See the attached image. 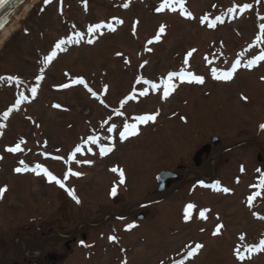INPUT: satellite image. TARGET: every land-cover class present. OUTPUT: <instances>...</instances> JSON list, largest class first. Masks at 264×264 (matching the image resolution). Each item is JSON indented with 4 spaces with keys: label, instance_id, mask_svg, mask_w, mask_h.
<instances>
[{
    "label": "rangeland",
    "instance_id": "rangeland-1",
    "mask_svg": "<svg viewBox=\"0 0 264 264\" xmlns=\"http://www.w3.org/2000/svg\"><path fill=\"white\" fill-rule=\"evenodd\" d=\"M162 2L52 0L45 4L38 0L2 41L0 77L12 75L32 82L27 88L24 84L22 92L13 88L15 83L0 79V123L6 125L0 131V187L7 188L0 200L1 233H7L10 224L15 231L24 232L30 227L27 219L45 215L66 241L74 233L84 234L87 247H73L74 252L62 264H178L181 260L183 264H264V251H247L264 240V220L257 218L264 217V200L253 204V212L241 204L250 191L260 190L259 186L250 190V186L255 168L264 166V134H258L264 121V61L251 68L241 66L230 81L212 76L213 68L229 71L237 59L243 65L264 50V42L256 41L259 24L264 23L259 19L264 17V0H186L185 8L194 19H186L179 10L157 12ZM124 3L129 6L124 8ZM244 4L252 7L241 13ZM231 8L236 11L229 13ZM205 15L209 19L220 16L224 22L209 28L201 23ZM107 19H112L114 32L93 36L92 44H72L74 48L64 49L45 64L44 57L50 55L55 42L71 39L76 28L85 33ZM117 19L123 23L116 24ZM161 25L165 32L160 41L148 44ZM192 49L196 51L189 58L187 71L202 76L204 83L174 79V94L161 102L168 74L185 67L184 59ZM41 73L44 79L32 98L30 89ZM138 77L159 87L153 90L136 84ZM76 78H83L101 99L83 85L60 87ZM144 88L148 95L139 96ZM134 90L135 98L119 112L121 101ZM21 93L28 99L16 110L15 101ZM9 108L14 110L4 121L3 112ZM155 110L161 114L157 123H146L142 135L128 144L103 142V137L115 134L113 125ZM131 121L136 123L133 118ZM93 131L95 144L88 142ZM212 137L221 142L218 147L214 144L211 157L197 168L195 153L201 146L213 145ZM21 138L26 141L21 145L23 151L13 154L2 149L4 145L14 147ZM234 145L223 156L218 151ZM78 146L81 152L69 161ZM100 146L112 149L104 154L109 156L102 158ZM21 160L30 168L43 165L58 179L66 177L69 170L80 173L62 180L68 181L66 188L74 189L81 206L43 175L31 171L15 174ZM113 164L123 168L127 186L117 191L120 196L112 202L108 189L117 182L112 184L115 177L107 167ZM244 165L247 173L241 176L238 167ZM163 171L176 176L164 190L156 181ZM221 181L230 188L229 193L213 189L212 185ZM44 195L52 202L48 209ZM60 196L66 220L53 214L59 205L55 197ZM140 203H150L143 210V221L137 218ZM189 203L195 208L191 219L185 220ZM202 210H208L206 219L199 217ZM218 224L224 227L214 236ZM129 225L136 226L129 230ZM110 234L116 240H111ZM196 243L204 247L188 257L187 246ZM237 248L243 260L235 257Z\"/></svg>",
    "mask_w": 264,
    "mask_h": 264
},
{
    "label": "snow or ice",
    "instance_id": "snow-or-ice-1",
    "mask_svg": "<svg viewBox=\"0 0 264 264\" xmlns=\"http://www.w3.org/2000/svg\"><path fill=\"white\" fill-rule=\"evenodd\" d=\"M8 2V0H0V7H3L4 4H6ZM45 4H49L52 2V0H44ZM185 3L186 0H163V2L161 4H159V6L156 8L157 12H163L166 9L172 12H176L179 10L180 14L182 16H184L186 19H194V17L192 16L191 12L187 11V9L185 8ZM129 6L128 3H124L123 7L127 8ZM178 6V7H177ZM252 6L250 4H244L241 8H240V12L243 13L247 10H249ZM229 13H234L236 11V8H231L228 10ZM260 20L264 21V17H260ZM223 19L220 16H217L215 19H209L208 15H205L201 18V23L202 24H207V27L209 28H214L216 27V25L218 23H223ZM116 24H122L123 21L122 20H115ZM136 23H134L133 25V35H135V26ZM102 28H107L108 31L110 32H114L116 29L113 27L112 23H98L95 24L94 26H91L88 28V33L91 34H95L97 32H99L100 29ZM165 32V26L161 25L158 32L156 33L155 37L151 40H149L147 43L148 44H152L154 42H159L161 35L164 34ZM83 39V35L80 33H77L76 36L73 39H69V40H65V39H61L56 45H55V49L51 52L50 55H47L44 57V62L45 64L50 63L56 56H57V50H63V46L73 43V42H79L80 40ZM256 41L257 43L260 42H264V23H260L259 24V35L256 37ZM88 44H92L94 43L93 39H88L87 40ZM150 50V49H149ZM195 49H192L190 51L187 52L186 57L184 59V65L185 67L181 68V70L179 72H170L167 76V79L164 81L163 84V99H167L172 92L175 91L177 84L173 83L174 79H179V81L181 83H195V84H203L204 83V78L202 76H198L195 75L191 72L187 71V65L189 64V58L192 57L193 53L195 52ZM117 55H120L119 53ZM264 61V50H261L260 54L255 56L253 59L248 60L246 63H244L243 65L241 64V60L237 59L235 61V63L232 64L231 69L229 71H218L216 68L212 69V76L213 78H215L216 80H222V81H230L234 74L236 73L237 69L240 68L241 66L245 67V68H251L254 67L255 65H257L259 62ZM127 63V61H125ZM0 79H5L0 77ZM7 80H14V77H7ZM44 79L43 73H41L40 75H38L36 77V86L31 87L30 92H31V96L32 98H35L38 92V88L40 85V82ZM22 83V81L16 79V84L20 85ZM144 84V85H148L149 87H151L153 90L157 89L159 87V85L152 83L149 80L144 79L143 77H138L136 80V84ZM73 85H83L88 92L91 93V95L97 99H101L99 96H97V93L94 92L92 90L91 87L88 86V84L86 83V81L83 78H76V79H72L70 81V83H65L63 85H61L60 87L63 89H68L70 87H72ZM103 91L105 93H107L108 88L107 85L104 86ZM137 95V93L135 92V90L133 91V94L127 96L124 100L121 101V107H123V105L127 104L128 101H131L135 98V96ZM139 96H147L148 95V88H144L142 91H140L138 93ZM243 99H246L244 97H242ZM28 98L21 93L19 98L16 99L15 101V109L18 110L20 105L27 100ZM101 103H103V100H101ZM107 106V105H105ZM54 107L56 108H60V105H54ZM13 108H9L7 111L3 112V116L2 119L4 121H7L9 119V116L11 115V113L13 112ZM118 115H120L121 113L117 112ZM159 115V112L157 111L155 114H145V115H140L135 117L136 123H125L123 126V131L120 132V139L126 140L131 136H135L138 135V124H146L148 122H154L156 120V117ZM6 125L3 123H0V129H3ZM261 128L264 129V125H261ZM109 131H112V129L110 128ZM0 135H2V133H0ZM88 142L95 144L97 142V137H89L88 138ZM26 141L21 138L19 140V142H17L15 144L14 147H8L6 148V151L9 153H18L23 151V149L21 148L22 144H25ZM46 146V144H45ZM112 149L110 148H102L101 149V155L106 154L107 152L111 151ZM81 152V147H76L75 151L68 157L69 161L73 160L76 156L77 153ZM41 155H47L44 153H41ZM54 159H60V157H53ZM3 157L0 156V160H2ZM91 163V162H89ZM20 166L15 168V172L16 173H22V172H34L36 175H43L47 178L48 182H54L55 184H57L59 187L65 189V191L68 192V195L71 196V198L73 200H75L77 203H79L80 201L78 200V198L76 197L75 191L74 189H70V188H66L65 187V183L62 179H58L52 172H50L46 167H44L43 165L37 163L34 167H29L27 164L24 163L23 160L19 161ZM110 171H112L113 173H117L119 175V183L123 184L125 182V176H124V171L122 169H119L118 167H113L112 169H110ZM243 171V169H242ZM80 173L77 172H72L71 170H69L66 174L65 179L67 178V176H79ZM207 187V185H202ZM213 189L217 192H223V193H229L230 189L228 188H222L219 184V182H217L215 185H212ZM259 187L261 189H264V176L261 177L260 181H259ZM7 191L6 187L0 188V198H3L4 193ZM116 194V188L113 187L112 189V195ZM260 196V192H256L254 195H250L248 197V202L249 205H251L252 201H254L256 199V197ZM195 208V205L192 203H189L186 206L185 209V213H184V219L185 220H189L191 219L192 216V212L193 209ZM206 211L208 210H202L199 212V217L201 219H206ZM255 215V214H254ZM258 219H262L264 220V217H257ZM136 225H129L128 229L130 230L131 228L135 227ZM224 227L223 224H218L215 227V230L213 231L212 235L217 236L221 234V229ZM111 240H116V237H111ZM240 240L243 241L244 240V236L242 235L240 237ZM188 252H187V256L188 257H194L196 256L200 250L204 247L203 244L201 243H196L194 246L192 245H188ZM247 251L249 253L254 252V251H264V240H261L259 242V245L257 247H251L248 248ZM235 254L237 256L238 259L243 260L244 257L241 255V249L237 248L235 249ZM126 264V262H125ZM178 264H183V261L181 260L180 262H178Z\"/></svg>",
    "mask_w": 264,
    "mask_h": 264
},
{
    "label": "flooded vegetation",
    "instance_id": "flooded-vegetation-1",
    "mask_svg": "<svg viewBox=\"0 0 264 264\" xmlns=\"http://www.w3.org/2000/svg\"><path fill=\"white\" fill-rule=\"evenodd\" d=\"M158 94V93H155ZM161 94V102L163 100H168V99H163L162 94ZM119 112H121V110H123V107H121V105L119 106ZM155 113L157 112L156 110L154 111ZM135 117L137 116H132L131 118H133V121H135ZM131 118H128L126 120L125 123H133L131 121ZM261 125H264V121L260 124V132L258 133L259 135L263 132L264 134V129L261 128ZM123 126L124 124H121L120 126H116L113 125V131L115 132L114 137L116 138H120V132L123 131ZM141 133H142V129H140ZM117 133V134H116ZM96 135V131L92 134L89 135V137H94ZM142 135V134H140ZM118 136V137H117ZM214 137H212L211 142L213 140ZM218 138V141L216 143V145L221 142L220 138ZM1 140V139H0ZM217 145V147H218ZM8 145H4L2 147V149H6ZM214 144L210 145H204L201 146L195 153V156L205 147H207V152L203 153L202 156L200 157V164L196 165V163L194 162V158H193V162L195 164V166L197 168L201 167L202 162L204 161V159H209L211 157L212 151H213V147ZM235 148V145L225 149V147H220V149L218 150L221 155H225L226 153H228L231 149ZM240 154V153H239ZM238 154V155H239ZM243 155H245L244 153H242ZM260 161V160H259ZM113 167H118L116 165H111L109 167H107L108 172L110 173V175L117 176V179H114V183L117 182V186L116 188V194L112 195V189L114 186H110L108 189V198L110 200H112V202L120 196V193H117V191L121 188V191L124 190V188L127 186V180H125V182L123 184L119 183V175L117 173H113L112 171H110V169H112ZM262 167L264 166H259V168H255L254 170V174L255 176L253 177V183H255V185L250 186L251 188H255L256 184L259 183L260 179L262 176H264V170L262 169ZM119 169H122V167H118ZM243 169V171H242ZM124 171V170H123ZM163 172H167V171H163ZM171 172V171H168ZM238 172L241 176H245L246 172V167L245 165L241 168L238 167ZM173 173V172H172ZM62 179H65V177H61ZM236 181H238L239 179H235ZM65 183V187L68 186V181L63 180ZM172 180H168L167 182H165L164 184L161 185V187L166 188L169 187ZM49 184V183H48ZM54 184V183H52ZM160 187V184H158ZM220 186L222 188H228L222 181L220 182ZM3 188V187H0ZM60 192H62L64 195L66 194L65 189L59 187L56 184V187ZM260 192V196L256 197V200H259L261 203L264 200V189H262ZM6 193V192H5ZM4 193V195H5ZM220 194H224L223 192H219ZM255 193L250 192L249 195H245L244 196V200L241 201V204H243V206L246 208V204L248 202V197L250 195H254ZM3 195V197H4ZM45 199V207L46 209L49 208V206H52V202L47 200V197L44 195L43 196ZM76 197L78 198V196L76 195ZM56 200L59 202L58 207H56V209L53 210V214H55L57 217H60V219L66 220L68 218V214H65V208L62 206L63 203V198L60 197H55ZM2 198H0L1 200ZM47 200V201H46ZM75 202V201H74ZM76 205L81 206V202L77 203ZM147 205H150V203H145V204H139L138 205V210L140 211V213L137 215V218L139 221H143L145 220V214L143 212V210H146ZM52 214V215H53ZM127 219V218H126ZM124 219V220H126ZM123 220V221H124ZM28 224L30 225V227H25V231L24 232H17L15 231L16 228H14L13 224L9 225L8 228V232L7 233H1V227H0V264H62L64 260H66L69 255H72L73 251V247L74 249L77 247H87L86 244V237L85 235H80L81 236V240H78V234L74 233L72 236V238L68 241L65 240V238L63 237L62 233L60 232V229H57L56 226H50L51 221L48 219L47 216H42V217H36V218H32L30 217L29 219H27ZM122 221V222H123ZM35 225V226H34ZM89 225V224H87ZM32 226V227H31ZM83 228V226H81L79 229ZM49 229V230H48ZM16 232V233H15ZM116 237L115 235L110 234V238L111 237ZM53 238V239H51ZM117 238V237H116ZM41 239V240H40ZM71 243V244H70ZM122 264V263H121Z\"/></svg>",
    "mask_w": 264,
    "mask_h": 264
},
{
    "label": "water",
    "instance_id": "water-1",
    "mask_svg": "<svg viewBox=\"0 0 264 264\" xmlns=\"http://www.w3.org/2000/svg\"><path fill=\"white\" fill-rule=\"evenodd\" d=\"M27 2L28 0H8V2L6 4H4L3 7H0V30L9 23L10 19L12 18V16L15 14V12L18 10V8L24 3ZM26 2L22 5V7L26 4ZM21 7V8H22ZM20 8V9H21ZM20 9L17 11V13L20 11ZM16 13V14H17ZM15 14V15H16ZM13 19V18H12ZM4 27V28H5ZM3 28V29H4ZM2 29V30H3ZM1 30V31H2ZM0 31V32H1ZM217 141V139L215 138L213 140V142L215 143ZM207 152V147L203 148L196 156L194 159V162L196 163V165L200 164V157L202 156L203 153ZM168 174H161L158 177V180L167 176Z\"/></svg>",
    "mask_w": 264,
    "mask_h": 264
},
{
    "label": "bare ground",
    "instance_id": "bare-ground-1",
    "mask_svg": "<svg viewBox=\"0 0 264 264\" xmlns=\"http://www.w3.org/2000/svg\"><path fill=\"white\" fill-rule=\"evenodd\" d=\"M37 2L38 0H28L26 4L20 9V11L9 22V24L6 25V27L0 32V45L2 44V41H4V39L12 32L14 27H16V25H18V23L23 19V16L26 14L28 9L34 6ZM60 59L61 57H58L57 61H59ZM128 143L129 142L127 141L125 144Z\"/></svg>",
    "mask_w": 264,
    "mask_h": 264
}]
</instances>
